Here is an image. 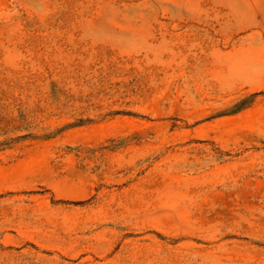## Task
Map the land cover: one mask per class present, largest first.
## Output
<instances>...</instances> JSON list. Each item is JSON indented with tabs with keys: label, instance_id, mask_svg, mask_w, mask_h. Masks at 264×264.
Returning <instances> with one entry per match:
<instances>
[{
	"label": "rangeland",
	"instance_id": "374dc122",
	"mask_svg": "<svg viewBox=\"0 0 264 264\" xmlns=\"http://www.w3.org/2000/svg\"><path fill=\"white\" fill-rule=\"evenodd\" d=\"M0 264H264V0H0Z\"/></svg>",
	"mask_w": 264,
	"mask_h": 264
}]
</instances>
